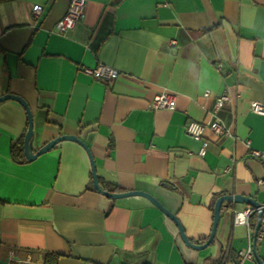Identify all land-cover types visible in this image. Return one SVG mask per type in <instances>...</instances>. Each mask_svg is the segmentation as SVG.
Instances as JSON below:
<instances>
[{
    "label": "crops",
    "instance_id": "obj_1",
    "mask_svg": "<svg viewBox=\"0 0 264 264\" xmlns=\"http://www.w3.org/2000/svg\"><path fill=\"white\" fill-rule=\"evenodd\" d=\"M85 1L83 17L60 34L56 23L71 0H0V96L28 102L34 150L77 135L92 151L104 190L152 194L203 244L217 198L264 201V154L250 152L264 151V115L251 106L264 103V0ZM35 4L44 7L38 23ZM100 62L119 76L104 81L81 71ZM163 91L176 94V109L150 107ZM223 94L229 99L216 116L228 133L207 128L201 155L202 141L186 125L206 122ZM27 128L21 102L1 101L5 264H222L247 248V227L233 224L232 213L246 204L225 201L214 240L192 248L148 198L94 189L79 143L63 140L34 160L15 158L11 147ZM256 250L264 260V239Z\"/></svg>",
    "mask_w": 264,
    "mask_h": 264
},
{
    "label": "built area",
    "instance_id": "obj_2",
    "mask_svg": "<svg viewBox=\"0 0 264 264\" xmlns=\"http://www.w3.org/2000/svg\"><path fill=\"white\" fill-rule=\"evenodd\" d=\"M86 8L85 0H71L69 7L65 14L57 21L56 30L60 34H65L67 31L72 29L76 23L83 17ZM44 11V7L40 4H35L32 9V17L34 22L38 23L41 20L42 14ZM220 67V66H219ZM81 71L93 78L98 80L109 81L113 80L119 76V71L114 67L107 65L105 63H98L96 66H81ZM210 94L209 91L205 92V95L208 96ZM229 97L227 94L221 95L212 111L210 118L206 122H197L194 120H190L186 125V131L196 140L202 141V146L199 151V154L203 155L206 151V141L203 139L205 130L207 128L212 129L216 134H226L227 129L220 118L216 116V111L220 108L222 103L228 100ZM177 106V96L174 93L163 91L154 95L153 99L150 102V107L153 110L159 109H169L174 110ZM252 110L260 115H264V103L260 101H253ZM251 155L254 157H260L264 154V151L251 148ZM260 184L264 185V177L260 180ZM261 218L259 228L254 238L255 229L252 228L251 225V215L255 212L257 213V209L251 205H245L243 208H232L233 213V224L235 225H245L247 227V239L248 245L244 251H239V259L238 260H230L228 258H224L222 264H240L243 260H255L254 255V239L257 242L262 241L264 239V201L261 202Z\"/></svg>",
    "mask_w": 264,
    "mask_h": 264
},
{
    "label": "water",
    "instance_id": "obj_3",
    "mask_svg": "<svg viewBox=\"0 0 264 264\" xmlns=\"http://www.w3.org/2000/svg\"><path fill=\"white\" fill-rule=\"evenodd\" d=\"M6 99L18 100L19 102H21V104L24 106V108L26 110L27 118H28V128H27V131H26L24 139H23V148H24V154H25L27 160L31 161V160L36 159L41 154L49 151L51 148H53L60 141H63V140L75 141V142L79 143L81 146H83L88 153V156H89V159L91 162V174H92V183H93L94 189H96L97 191L103 193L104 195L112 197V198L126 197V196H130V195H142V196L148 198L151 202H153V204H155L158 208H160L167 216H169L171 219L174 220V222L178 226L182 240L188 246L195 248V249H203V248L207 247L214 240L215 233H216L217 226H218V222H219V218H220V213L222 210L223 203L225 201H228V202L233 203V204H238V203L247 204V205H251L257 209V225H256L255 232H254V238L256 237V234H257V231L259 228V224H260L261 214H262L261 202L257 198L252 197V196H246L243 194H226V195H222L219 198H217V200L215 202L213 225H212L211 233H210L207 241L203 244L193 243L189 239V237L187 236V234L184 230V227H183L182 223L180 222V220L177 218V216L174 213H172L171 211H169L152 194L145 192L143 190H129V191H125V192H112V191L104 190L101 187V184H100V181L98 178V174H97V170H96V162H95V159L93 157L92 151H91L90 147L81 138H79L77 135L63 134V135L57 136V137L51 139L50 141H48L45 145L40 147L38 150H34L32 147V143H31V138H32L33 132H34L33 115H32V111H31V108H30L28 102L24 98H22L21 96L16 95V94H12V93H7V94L0 96V102L3 100H6ZM256 244L257 243L254 239L255 259L259 264H264V260H262L257 253ZM5 263H6V260L0 261V264H5Z\"/></svg>",
    "mask_w": 264,
    "mask_h": 264
},
{
    "label": "trees",
    "instance_id": "obj_4",
    "mask_svg": "<svg viewBox=\"0 0 264 264\" xmlns=\"http://www.w3.org/2000/svg\"><path fill=\"white\" fill-rule=\"evenodd\" d=\"M11 154L15 157V158H18V157H24V148H23V139L20 140L19 142H17L16 144H14L12 147H11ZM24 159V158H23ZM99 181H100V178H99ZM102 183V182H101ZM113 190H117L116 187H113L112 188ZM251 225H252V228L255 229L256 228V225H257V213L255 212L254 214L251 215Z\"/></svg>",
    "mask_w": 264,
    "mask_h": 264
}]
</instances>
